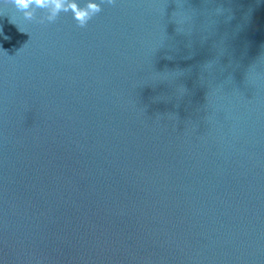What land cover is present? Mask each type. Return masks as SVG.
Returning <instances> with one entry per match:
<instances>
[{
	"label": "water",
	"instance_id": "obj_1",
	"mask_svg": "<svg viewBox=\"0 0 264 264\" xmlns=\"http://www.w3.org/2000/svg\"><path fill=\"white\" fill-rule=\"evenodd\" d=\"M93 2L0 0V264H264V0Z\"/></svg>",
	"mask_w": 264,
	"mask_h": 264
},
{
	"label": "clouds",
	"instance_id": "obj_2",
	"mask_svg": "<svg viewBox=\"0 0 264 264\" xmlns=\"http://www.w3.org/2000/svg\"><path fill=\"white\" fill-rule=\"evenodd\" d=\"M102 3L114 6L117 0H101ZM18 11H21L28 20L36 19L37 9L46 10L47 14L39 19L40 23H54L61 13L73 14V18L80 28H86L88 23L103 9L101 4L88 0L84 6H80L77 0H6Z\"/></svg>",
	"mask_w": 264,
	"mask_h": 264
}]
</instances>
